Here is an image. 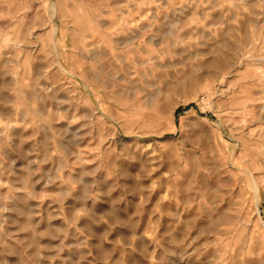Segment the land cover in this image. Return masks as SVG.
Here are the masks:
<instances>
[{"label": "rangeland", "instance_id": "rangeland-1", "mask_svg": "<svg viewBox=\"0 0 264 264\" xmlns=\"http://www.w3.org/2000/svg\"><path fill=\"white\" fill-rule=\"evenodd\" d=\"M0 264H264V0H0Z\"/></svg>", "mask_w": 264, "mask_h": 264}, {"label": "crops", "instance_id": "crops-1", "mask_svg": "<svg viewBox=\"0 0 264 264\" xmlns=\"http://www.w3.org/2000/svg\"><path fill=\"white\" fill-rule=\"evenodd\" d=\"M99 236L102 237L101 234H99ZM106 241H107V240H106ZM105 246H106V247H109V245H106V244H105ZM103 260H104V262H107V263H108V261H109V259H105V258H104Z\"/></svg>", "mask_w": 264, "mask_h": 264}]
</instances>
